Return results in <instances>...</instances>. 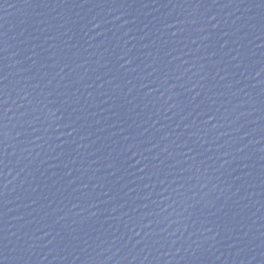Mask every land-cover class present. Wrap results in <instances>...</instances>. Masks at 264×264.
I'll list each match as a JSON object with an SVG mask.
<instances>
[{
    "label": "water",
    "instance_id": "1",
    "mask_svg": "<svg viewBox=\"0 0 264 264\" xmlns=\"http://www.w3.org/2000/svg\"><path fill=\"white\" fill-rule=\"evenodd\" d=\"M0 264H264V0H0Z\"/></svg>",
    "mask_w": 264,
    "mask_h": 264
}]
</instances>
